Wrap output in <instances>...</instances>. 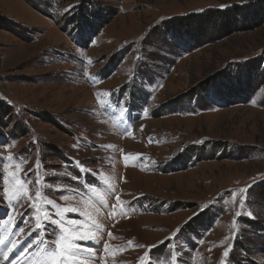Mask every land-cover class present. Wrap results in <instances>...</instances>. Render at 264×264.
Wrapping results in <instances>:
<instances>
[{
    "label": "rangeland",
    "instance_id": "obj_1",
    "mask_svg": "<svg viewBox=\"0 0 264 264\" xmlns=\"http://www.w3.org/2000/svg\"><path fill=\"white\" fill-rule=\"evenodd\" d=\"M54 261L264 264V0H0V264Z\"/></svg>",
    "mask_w": 264,
    "mask_h": 264
},
{
    "label": "snow or ice",
    "instance_id": "obj_2",
    "mask_svg": "<svg viewBox=\"0 0 264 264\" xmlns=\"http://www.w3.org/2000/svg\"><path fill=\"white\" fill-rule=\"evenodd\" d=\"M244 3L245 4H247V3H249V0H244ZM241 6H243V5H241ZM222 7H232L231 5H222ZM69 12H71L72 11V9L70 8L69 10H68ZM37 195H39V193H37ZM117 199H119V197H117ZM49 203H51V201H49ZM72 223H78L77 221H72ZM109 235H111L110 233H109ZM86 237H84V236H81V237H79L78 239H85ZM93 239H95L94 237H93ZM75 247H79L78 245L77 246H75ZM61 255H63V252H61ZM54 264H58V262H56V261H54Z\"/></svg>",
    "mask_w": 264,
    "mask_h": 264
},
{
    "label": "bare ground",
    "instance_id": "obj_3",
    "mask_svg": "<svg viewBox=\"0 0 264 264\" xmlns=\"http://www.w3.org/2000/svg\"><path fill=\"white\" fill-rule=\"evenodd\" d=\"M13 250L12 249H10L9 251H7L6 253H5V255H4V261H6V262H8L7 260H11V252H12ZM102 264H105V263H102Z\"/></svg>",
    "mask_w": 264,
    "mask_h": 264
}]
</instances>
